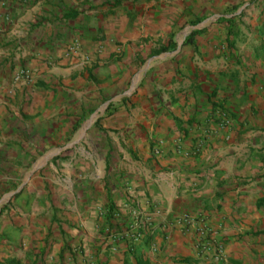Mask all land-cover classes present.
I'll use <instances>...</instances> for the list:
<instances>
[{"label":"crops","instance_id":"0c3cea01","mask_svg":"<svg viewBox=\"0 0 264 264\" xmlns=\"http://www.w3.org/2000/svg\"><path fill=\"white\" fill-rule=\"evenodd\" d=\"M105 5L0 0V264H264V127L249 108L263 98L261 67L242 43L226 60L187 48L132 62L111 102L108 82L123 89L129 77L122 60L80 76L74 57L109 46L88 38ZM65 92L71 127L97 103L100 125L45 154L43 127L63 124Z\"/></svg>","mask_w":264,"mask_h":264},{"label":"rangeland","instance_id":"374dc122","mask_svg":"<svg viewBox=\"0 0 264 264\" xmlns=\"http://www.w3.org/2000/svg\"><path fill=\"white\" fill-rule=\"evenodd\" d=\"M107 0L108 19L99 28L98 33H91L89 39L105 40L109 43H101L98 50L91 54L76 55V63L79 64L80 76L89 73L95 68L98 61L115 62L121 61L124 71L128 74V80L120 89V85L112 86L108 82V99L115 97L118 92H124L135 69L132 62H138L144 66L147 60L170 59L179 60L189 49V58L199 60L201 58H223L227 59L231 50L237 49V45L242 43L247 46V65L252 67L259 64L262 78L256 82L259 95L264 98V0ZM89 8H95L91 6ZM94 11V10H92ZM93 20L92 13L89 15ZM230 18L234 20L231 33L228 34V22L219 19ZM194 30H198L192 37V41H187V37ZM77 39H81L78 37ZM231 44V47L228 46ZM116 47L110 55L100 56L106 49ZM230 47V48H229ZM232 50V51H233ZM94 59V60H92ZM96 59V61H95ZM93 63V64H92ZM88 65V66H87ZM91 65V66H90ZM133 70V71H132ZM109 70H98L96 75H105ZM252 78V82L256 78ZM93 85L97 82L93 79ZM116 81V80H115ZM251 82V83H252ZM81 82V87L84 88ZM257 93V94H258ZM61 104L65 106L66 117L62 120L60 127H43L44 152H53L58 146H63L76 135L81 134L83 139L84 127H97L101 118L100 111L104 109L97 103L90 113L77 119V127H71V118H68L67 111H74L71 107L72 95L66 92L62 94ZM113 97V98H112ZM260 101H249V108L252 115L260 121L264 127V99ZM91 123V124H90ZM100 125V124H99ZM67 149V148H66ZM64 149V150H66ZM223 249V248H222Z\"/></svg>","mask_w":264,"mask_h":264},{"label":"built area","instance_id":"2783aa9c","mask_svg":"<svg viewBox=\"0 0 264 264\" xmlns=\"http://www.w3.org/2000/svg\"><path fill=\"white\" fill-rule=\"evenodd\" d=\"M30 75V72L28 69H20L18 71V73L16 74V77L17 78H20V77H29ZM224 116V113L222 114ZM225 117V116H224ZM226 120V118H224ZM227 122V121H226ZM193 219L192 217L190 216V214L188 212H183L180 217L177 219V222L180 223L181 225H184L185 227L193 224ZM207 247V246H205ZM223 248V245L222 243L218 242L217 245H216V252H217V255H216V258H220V255L222 254V249ZM220 260V259H219Z\"/></svg>","mask_w":264,"mask_h":264},{"label":"trees","instance_id":"16d2710c","mask_svg":"<svg viewBox=\"0 0 264 264\" xmlns=\"http://www.w3.org/2000/svg\"><path fill=\"white\" fill-rule=\"evenodd\" d=\"M220 21H226V22H228V34H230L231 33V27L233 26V24H234V20L233 19H230V18H223V17H221L220 19H219ZM199 31L198 30H194L193 32H192V34L191 35H189L188 37H187V41H192V37H193V35L195 34V33H198Z\"/></svg>","mask_w":264,"mask_h":264}]
</instances>
